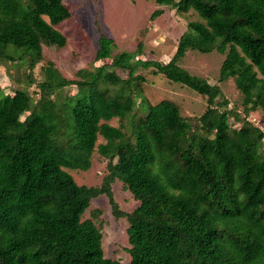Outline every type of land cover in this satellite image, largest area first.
<instances>
[{
  "label": "trees",
  "instance_id": "obj_1",
  "mask_svg": "<svg viewBox=\"0 0 264 264\" xmlns=\"http://www.w3.org/2000/svg\"><path fill=\"white\" fill-rule=\"evenodd\" d=\"M155 2L152 19L166 7L198 16L169 61L144 58L141 44L113 55L102 34L97 55L111 62L67 78L48 61L37 82L44 47L67 44L56 26L71 12L64 0H0V64L27 66L37 83L12 95L0 88V264H122L84 218L102 194L128 221L129 264H264V130L248 117L264 111V0ZM192 50L224 54L219 81L234 79L241 110L181 66ZM142 69L201 94L205 111L150 103ZM95 150L107 173L100 186L81 185L69 170L89 169ZM116 180L139 202L131 212L115 198Z\"/></svg>",
  "mask_w": 264,
  "mask_h": 264
},
{
  "label": "rangeland",
  "instance_id": "obj_2",
  "mask_svg": "<svg viewBox=\"0 0 264 264\" xmlns=\"http://www.w3.org/2000/svg\"><path fill=\"white\" fill-rule=\"evenodd\" d=\"M71 12L69 18L56 27L66 36L67 44L62 48L44 47V59L33 70L37 82L42 81L41 67L48 61L59 69L67 78H75L81 68L93 69L111 62V59H100L97 51L100 46V36L106 35L113 40V55L122 51L134 52L141 44L146 59L169 61L176 52L178 41L187 29V24L198 18L195 12L181 14L169 7L165 12L152 19V13L158 8L155 0H64ZM224 54L216 51L204 54L199 51H189L181 60L182 67L190 73L219 84L223 95L230 102L229 106L242 109V94L236 87L233 78L224 82L219 81L220 66ZM147 76L144 83V93L150 103H158L170 99L179 104L184 116H200L207 107L206 98L196 91L172 82L162 75H152L142 69ZM29 70L27 66L17 64H0V88L6 94L26 88L29 92L35 90L37 83L27 82ZM68 88L61 93L68 92ZM36 91V90H35ZM75 88L70 89L75 94ZM142 110L147 112L148 105ZM29 112L23 114L24 119ZM249 119L264 130V111L259 109L249 114ZM233 119H231V122ZM111 124L117 125L113 119ZM100 137L97 143H100ZM92 164L89 169H71L77 183L87 186H100L107 173V160L97 150L92 153ZM117 202L122 210L131 212L139 204L132 193L123 183L116 180L112 186ZM100 210L98 217L92 211ZM84 218H92L103 232V249L105 256L129 264L131 257L126 218H116L113 214L109 199L105 194L92 199Z\"/></svg>",
  "mask_w": 264,
  "mask_h": 264
}]
</instances>
